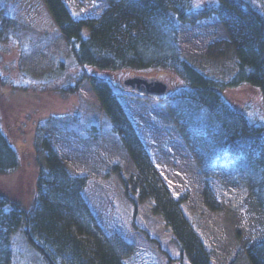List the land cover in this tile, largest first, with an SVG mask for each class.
Returning a JSON list of instances; mask_svg holds the SVG:
<instances>
[{
  "label": "trees",
  "instance_id": "1",
  "mask_svg": "<svg viewBox=\"0 0 264 264\" xmlns=\"http://www.w3.org/2000/svg\"><path fill=\"white\" fill-rule=\"evenodd\" d=\"M107 1L100 17L77 21L64 0H45L56 28L80 64L100 66L111 75L160 68L181 78L182 85L167 98L172 107L183 100L197 103L198 109L186 115H190L186 128L207 137L200 144L203 154L198 155V163L214 174V169H224L233 176L232 180L220 175L225 180L207 181V200L217 193L222 203L212 202V206L231 220L248 262L264 264V109L251 115L248 99L253 93L264 107V12L251 0H214L198 8L195 0ZM214 13L239 32L233 68L223 78L206 74L182 54L171 17L179 23L197 24ZM5 77L0 73V84H5L0 86L1 97L9 93ZM85 78L92 79L112 131L133 155L139 174L136 186L165 219L181 255L178 261L187 256L190 264H212L211 251L180 211V198L171 197L162 184L109 81L86 73L62 91L77 93ZM20 94L18 99H25ZM9 119L0 118V264L13 259L11 244L18 231L46 264H125L126 244L106 234L82 196L85 180L73 176L51 147H37L36 169L29 171L23 152L13 144L16 123ZM40 127L36 131L39 140ZM12 173L15 176L8 180Z\"/></svg>",
  "mask_w": 264,
  "mask_h": 264
},
{
  "label": "rangeland",
  "instance_id": "2",
  "mask_svg": "<svg viewBox=\"0 0 264 264\" xmlns=\"http://www.w3.org/2000/svg\"><path fill=\"white\" fill-rule=\"evenodd\" d=\"M213 1L195 0V8ZM251 1L264 12V0ZM64 2L77 21L100 17L108 7L107 0ZM171 17L182 54L206 74L227 77L233 68L234 42L239 32L216 13L197 24L179 23ZM82 31L89 34L86 27ZM99 67L76 60L45 0H0V73L8 76L5 78L10 86L6 87L7 97L0 96V118L16 123L13 144L23 152L28 170L36 169L37 147L55 149L69 172L85 180L82 196L106 234L126 244L125 264H190L187 256L178 261L181 255L165 219L157 213L154 201L136 186L137 163L112 131L92 79L85 78L77 93L62 91L86 73L102 75L133 122L162 184L171 197L180 198V211L203 237L212 264H250L231 220L212 206L222 199L213 192L212 200H207V181L215 177L225 180L220 175L232 180L233 176L224 169H214V174L198 163V155L203 154L200 144L207 137L186 128L187 123L190 125L186 119L190 115H186L198 109L197 103L183 100L172 107L169 98L160 100L123 89L116 75ZM139 73L169 78L173 83L169 96L182 85L180 77L164 69H143ZM20 93L25 99H18ZM250 94V113L258 114L261 107L264 109L261 99ZM39 126L40 140L36 133ZM44 159L39 160L44 163ZM14 176L12 173L7 179ZM25 242L20 231L13 235L9 264H46Z\"/></svg>",
  "mask_w": 264,
  "mask_h": 264
},
{
  "label": "water",
  "instance_id": "3",
  "mask_svg": "<svg viewBox=\"0 0 264 264\" xmlns=\"http://www.w3.org/2000/svg\"><path fill=\"white\" fill-rule=\"evenodd\" d=\"M123 83L125 86L137 89L146 94L163 95L166 93L169 84L157 77H147L144 75H124Z\"/></svg>",
  "mask_w": 264,
  "mask_h": 264
}]
</instances>
